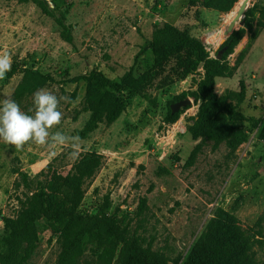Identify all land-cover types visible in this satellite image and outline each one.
Here are the masks:
<instances>
[{"label": "rangeland", "instance_id": "obj_1", "mask_svg": "<svg viewBox=\"0 0 264 264\" xmlns=\"http://www.w3.org/2000/svg\"><path fill=\"white\" fill-rule=\"evenodd\" d=\"M47 2L54 13L66 15L73 42L64 38L63 28L55 18L43 13L34 1L0 0V55H9L11 65L38 69L51 77L52 81L41 89L58 98L69 96L73 103L61 101L62 119L50 131L78 135L79 157L89 151L104 156L102 167L85 184L83 208L97 213L110 203V211L119 209L145 246L153 243V249L166 254L173 264L189 253L216 210L223 208L249 229L258 263L264 264V125L236 151L226 143L218 149H213L212 142L206 143L195 164L187 167L185 163L200 142L187 131L199 106L188 95L192 104L188 109L181 108L184 112L179 121L168 125L165 118L172 105L179 102L176 97L196 89L194 77L155 91L154 104L135 97L115 123L101 124L88 138L79 135L90 117L84 109L86 82H71L93 70L119 80L135 65L136 55L151 38L156 24L189 27L205 41L212 55L220 58L223 39L228 38L226 24L233 21L231 15L241 0L226 14L197 8L192 0ZM256 2L264 4V0H252L249 6ZM199 9L201 14L197 16ZM248 42L246 35L241 43L244 49ZM236 52L230 58L232 64L240 54ZM153 63L152 53L141 56L135 75L140 76ZM22 78L19 72L12 78L0 79V104L10 97L22 111L33 115L34 93L15 98ZM242 83L246 100L240 110L247 116L264 119V30L235 75L220 79L216 88L221 94L226 89L240 90ZM71 150V144L58 146L52 156L46 145L29 141L17 147L0 139V239L6 232L1 215L16 216L17 196L29 193L18 173H27L29 185L40 188L51 174L70 172L77 160L68 159ZM143 198L147 200L145 207ZM39 237L41 243L30 264H57V237L51 231L41 232ZM81 264L98 263L88 252Z\"/></svg>", "mask_w": 264, "mask_h": 264}, {"label": "trees", "instance_id": "obj_2", "mask_svg": "<svg viewBox=\"0 0 264 264\" xmlns=\"http://www.w3.org/2000/svg\"><path fill=\"white\" fill-rule=\"evenodd\" d=\"M32 1L43 13L55 18L63 28L64 38L72 43V30L66 23V15L54 13L47 0ZM239 1L192 0L197 8L220 14L231 12ZM196 14L200 16V9ZM243 22L244 25L221 45V58L213 56L205 41L189 27L156 24L151 38L141 46L135 58L136 65L147 53L154 57L152 67L140 76L135 75L134 65L119 80L100 70L72 79L74 83L86 82L84 109L90 113L79 135L88 138L101 124L115 123L135 97L141 96L154 104L155 91L194 77L196 89L176 97L181 101L189 95L199 106L198 113L190 118L187 131L200 142L185 164L193 166L208 142L213 143V149L226 143L231 151L238 150L256 129L264 125V119L247 116L240 110L246 100L243 83L240 90L226 89L221 94L216 87L220 79L235 75L248 49L264 30V4L254 3L246 11ZM246 35L249 36L248 45L232 64L230 58ZM19 72L23 78L16 89V99L28 97L52 81L40 70L24 69L20 65H11L5 77L12 78ZM183 112L173 114L170 108L166 124L177 123ZM261 138L264 139V131ZM103 163L102 154L85 152L68 174L55 172L46 185L37 189L29 185L27 173H18L29 193L17 196L19 209L16 216L3 218L6 232L0 239V264H30L41 243L39 234L45 231H51L60 245L57 264H81L88 252L98 264H173L166 254L153 249V243L145 246L132 230L131 222L120 215V210L110 211V203L97 213L83 208L85 184ZM165 169L170 173L167 167ZM146 203L143 198L142 206ZM253 240L249 229L243 227L236 215L218 208L189 253L174 264H259Z\"/></svg>", "mask_w": 264, "mask_h": 264}, {"label": "clouds", "instance_id": "obj_3", "mask_svg": "<svg viewBox=\"0 0 264 264\" xmlns=\"http://www.w3.org/2000/svg\"><path fill=\"white\" fill-rule=\"evenodd\" d=\"M10 68L11 57L7 54L0 55V79L4 78ZM61 101L73 103L69 96L58 98L47 89H39L33 94L34 114L29 115L21 110L15 100L4 98L0 104V139L17 147L29 141L46 145L49 155L52 156L58 146L71 144L72 150L68 153V159H78L81 138L61 131H50L62 119V112L59 110Z\"/></svg>", "mask_w": 264, "mask_h": 264}, {"label": "water", "instance_id": "obj_4", "mask_svg": "<svg viewBox=\"0 0 264 264\" xmlns=\"http://www.w3.org/2000/svg\"><path fill=\"white\" fill-rule=\"evenodd\" d=\"M252 0H242V3L240 5V9H239V12H238V16L236 19H234L230 25H229V28L227 30V34H228V37L238 28V25L241 27L244 25V22H243V19L245 17V13L246 11L250 8V4H251ZM227 39H223V42L222 44H224L226 42ZM244 49V45H240L238 50H237V54L241 53ZM221 58V57H220ZM192 104V101L190 98H186L184 100H181L177 103H174L171 107L172 109V113L175 114L177 112H179L181 110V108L183 107H188ZM1 218L3 219L4 216L1 215Z\"/></svg>", "mask_w": 264, "mask_h": 264}, {"label": "bare ground", "instance_id": "obj_5", "mask_svg": "<svg viewBox=\"0 0 264 264\" xmlns=\"http://www.w3.org/2000/svg\"><path fill=\"white\" fill-rule=\"evenodd\" d=\"M241 3H242V0H241ZM241 5V4H240ZM240 5H239V7H238V9L234 12V13H232V15H231V19H236L237 18V16H238V12H239V9H240ZM230 15V14H229ZM230 19V20H231ZM230 25V22H228L227 24H226V27H225V29H226V31L228 30L227 29V27ZM225 35H226V37L228 36V34L225 32Z\"/></svg>", "mask_w": 264, "mask_h": 264}]
</instances>
